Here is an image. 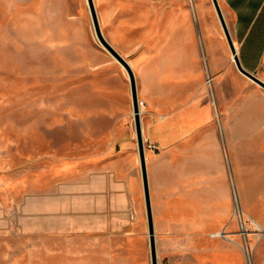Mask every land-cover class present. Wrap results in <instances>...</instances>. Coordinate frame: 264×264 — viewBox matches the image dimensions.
I'll return each mask as SVG.
<instances>
[{
	"label": "rangeland",
	"instance_id": "374dc122",
	"mask_svg": "<svg viewBox=\"0 0 264 264\" xmlns=\"http://www.w3.org/2000/svg\"><path fill=\"white\" fill-rule=\"evenodd\" d=\"M93 1L136 79L158 264H259L264 89L237 69L212 0ZM159 107L179 120L163 159ZM0 264H151L128 74L87 0H0Z\"/></svg>",
	"mask_w": 264,
	"mask_h": 264
},
{
	"label": "crops",
	"instance_id": "0c3cea01",
	"mask_svg": "<svg viewBox=\"0 0 264 264\" xmlns=\"http://www.w3.org/2000/svg\"><path fill=\"white\" fill-rule=\"evenodd\" d=\"M221 1L229 15V32L234 45H238L236 50L242 66L254 75L255 72H259L261 80L264 82V0ZM148 85L147 98H150L152 102L163 96L162 90L159 88L160 84L158 86L154 81L151 85L149 83ZM262 96L264 97V92H262ZM197 109V107H194L186 113L189 121L196 120L198 116ZM263 110L264 108L261 105V114L257 117V121L261 124L258 127L259 135L256 139V146L253 144L254 142L252 143L253 146H251L256 149L253 153L258 155H264ZM157 113L159 118L154 124L156 132L154 142L161 153L160 158L163 159L170 157L175 149V141L179 137V120L167 116L162 107L158 108ZM173 193V200L171 199L167 203L174 211H179L180 205H183V201L180 200V190L176 189ZM258 213V223L262 228L264 226V189H262V184H260L258 192ZM231 255L233 256V254ZM257 255L259 264H261L262 260L264 264V239L257 246Z\"/></svg>",
	"mask_w": 264,
	"mask_h": 264
},
{
	"label": "water",
	"instance_id": "95a60500",
	"mask_svg": "<svg viewBox=\"0 0 264 264\" xmlns=\"http://www.w3.org/2000/svg\"><path fill=\"white\" fill-rule=\"evenodd\" d=\"M213 6L215 8L216 14L218 16L220 25L222 27L224 36L230 48L231 54L233 55V61L239 70L244 76L258 84L260 87L264 89V82L258 78L256 75L248 72L241 64L239 57L237 55V50L231 38L227 23L225 21L223 12L221 10L220 4L218 0H212ZM89 12L91 15L93 27L95 34L101 43V45L117 60L121 66L125 69L128 74L129 84H130V92H131V101L134 115V123L136 130V139H137V147H138V157L141 169V177H142V185H143V193L145 200V208H146V216H147V224H148V234H149V245H150V256H151V264H158L157 261V250H156V241H155V229H154V220L152 213V205H151V197H150V189L147 175V165H146V154H145V145L143 140V131L141 125V117H140V106L138 100V92L136 86V79L133 73V70L127 60L123 58V56L115 50L103 37L101 33V29L99 26V21L97 17V13L95 10V5L93 0H87Z\"/></svg>",
	"mask_w": 264,
	"mask_h": 264
},
{
	"label": "built area",
	"instance_id": "2783aa9c",
	"mask_svg": "<svg viewBox=\"0 0 264 264\" xmlns=\"http://www.w3.org/2000/svg\"><path fill=\"white\" fill-rule=\"evenodd\" d=\"M139 106H140V104H139ZM241 228L243 229V234L246 235V227H245L244 222H243V224L241 225ZM258 232H259V235H257V236H264V229L260 228V229L258 230ZM249 263H250V262H249Z\"/></svg>",
	"mask_w": 264,
	"mask_h": 264
},
{
	"label": "bare ground",
	"instance_id": "6f19581e",
	"mask_svg": "<svg viewBox=\"0 0 264 264\" xmlns=\"http://www.w3.org/2000/svg\"><path fill=\"white\" fill-rule=\"evenodd\" d=\"M234 43V42H233ZM233 56V55H232ZM236 211L237 210H239V214H241V215H243L244 213H241V208H240V206H239V204L238 203H236ZM255 223V222H254ZM246 255H247V260H248V262H250L251 261V259H250V253H248V251L246 252ZM250 264H251V262H250Z\"/></svg>",
	"mask_w": 264,
	"mask_h": 264
}]
</instances>
